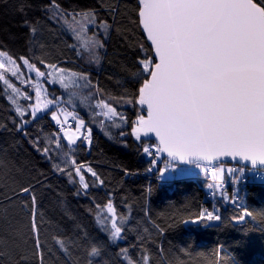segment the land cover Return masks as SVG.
Segmentation results:
<instances>
[{
    "label": "snow or ice",
    "instance_id": "6c2138e0",
    "mask_svg": "<svg viewBox=\"0 0 264 264\" xmlns=\"http://www.w3.org/2000/svg\"><path fill=\"white\" fill-rule=\"evenodd\" d=\"M0 5L9 7L5 0ZM30 8L40 15L29 16ZM16 10L22 14V35L9 33L0 41V81L11 89L15 109L0 131L19 137L47 171L21 161L7 141L0 144V264H108L109 249L119 247L117 241L130 232L126 221L131 222L127 215L118 218L114 193L105 192L108 215L97 219L103 241L66 209L62 215L72 228L57 224L53 229L44 204L45 194L53 190L49 173L65 179L77 198L104 188L102 175L85 161L97 124L109 140L124 147L130 140L135 143L138 152L151 158L145 172H158L157 180L180 182L192 168L211 174L212 182H204L209 206L161 223L145 213L159 235L189 224L227 230L252 223L255 228L258 218L264 233V210L253 214L243 197L238 200L239 190L225 192L224 183L225 171L233 186L246 171L264 179V0H93L83 5L40 0L22 2ZM85 31L94 36L86 62L76 43ZM113 34L123 46L119 60L108 55ZM56 41L73 59L65 58L63 49L53 54ZM10 43L20 44L21 50L14 51ZM102 60L113 65L108 78L119 89L115 94L98 79L93 82V65L102 68ZM124 107L132 114L121 111ZM99 117L110 123L105 126ZM227 158L237 167L225 170ZM130 174L124 169V175ZM151 193L149 185L145 195ZM229 201L233 213L226 216ZM95 207H101L99 201ZM246 240L242 230L231 251L239 252ZM120 254L119 264H153L143 253L134 261L128 248L121 247ZM229 264L245 262L233 257Z\"/></svg>",
    "mask_w": 264,
    "mask_h": 264
},
{
    "label": "trees",
    "instance_id": "16d2710c",
    "mask_svg": "<svg viewBox=\"0 0 264 264\" xmlns=\"http://www.w3.org/2000/svg\"><path fill=\"white\" fill-rule=\"evenodd\" d=\"M5 2L9 7L4 8L0 5V41L7 40L9 33L22 35L20 32L22 14L16 9L22 2L39 4L40 0H5ZM62 2L72 5L78 2L83 5L91 4L93 0H62ZM26 12L29 16L38 17L40 15L32 8L26 9ZM45 37L51 42V37H47V34ZM67 39L69 43H73L71 37H67ZM93 40L94 36L91 32H88L85 37L82 32L80 40L76 41L78 51L85 57L84 62L87 60ZM9 46L14 51L21 50V45L18 43H10ZM53 47L55 49L53 54L60 55L63 45L56 41ZM63 52L65 58L73 59L67 49H63ZM108 55L111 60H119L123 55V46L118 34H113ZM101 64L102 68L93 65V82L98 79L100 85L108 92L117 93L119 89L115 86V81L108 78L113 65L104 60L101 61ZM6 76L12 83L20 87L23 86L15 78H11L10 74H6ZM57 94H59V88H57ZM82 94L86 95L87 93L83 91ZM121 111L128 115L132 114L130 107H124ZM13 113V105L6 95L2 81H0V125L10 122L13 119ZM132 118L134 119V116ZM98 119L103 120V117ZM104 123L107 126L110 122L105 121ZM94 137L91 154L85 153V161L91 162L102 175L106 181L104 188L91 191L87 198L83 196L77 198L72 186L65 179H58L49 173L53 190L45 194L44 204L48 210L46 220L50 218L53 229L57 224L62 229L72 228L71 223L62 215L66 209L71 216L78 218L81 225L93 237L103 241L105 235L101 230L102 225L98 226L97 219L105 209L103 206L107 199L105 192L110 191L114 193L118 218L121 215H127L131 222H126L130 232L125 235L124 239L117 241L119 247L109 249L108 255L105 257L108 264H119V259L124 258L120 254L121 247L130 249L134 261L139 260L143 253L150 256L153 264H221V262L229 264L233 257L241 259L245 264H264V233L259 227L261 223L259 218L254 222L257 225L255 228L252 223H241L235 227H229L227 230H223L221 226L203 228L189 224L169 230L162 236L159 235L152 229L151 222L145 213H149L151 221L157 223L167 221L170 217L188 218V209L195 212L200 206H209L208 201L211 200V197L205 187V180L197 177L183 179L177 183L157 180L158 172H145L148 160L151 158L138 152L136 144L131 140L128 147L117 144L104 135L99 124L94 129ZM5 141L13 146L14 151L20 153L21 161H31L30 167L47 171L44 162L27 144L20 141L19 137L13 139L12 136L0 131V144ZM146 142L154 143V141ZM17 144L19 148L15 147ZM124 169L132 174L124 175ZM88 179L91 182V178L88 177ZM149 185L152 187V193L150 196H146L145 191ZM236 189L239 190L238 200L239 197H243L246 206L253 214L264 210V184L228 185L225 192ZM57 195L62 197L59 202L56 199ZM219 195V191H217V196ZM96 201L100 202L99 209L95 207ZM232 213L233 207L229 201L224 214L231 216ZM246 220L251 221V217H246ZM216 224L218 225L219 222ZM145 228H148L149 231L145 232ZM249 229L251 231H248ZM242 230L247 232L246 244L239 252H233L230 249L231 242L240 237ZM141 240L144 242L141 243ZM221 245H223V251H221ZM79 258L75 257V259ZM60 264H64L63 260L60 261Z\"/></svg>",
    "mask_w": 264,
    "mask_h": 264
},
{
    "label": "rangeland",
    "instance_id": "374dc122",
    "mask_svg": "<svg viewBox=\"0 0 264 264\" xmlns=\"http://www.w3.org/2000/svg\"><path fill=\"white\" fill-rule=\"evenodd\" d=\"M87 34H88V32H83V36H84V37L87 36ZM5 74H10V73H5ZM6 77H7V76H6ZM10 82H11V80H10ZM11 83H12V82H11ZM2 84H3V82H2ZM13 84H14V86L20 87V86L16 85L15 83H13ZM3 87H4V90H5L6 94L8 95V99H9V96L11 95V89L7 88V86H5L4 84H3ZM24 87H25V86L23 85V86H21L20 88L23 90ZM16 100H17V103H22L24 106H27V103H28V102H24V101H22L20 97H16ZM9 101H10V99H9ZM32 102L34 103V96H33V100H32ZM10 103H11V101H10ZM11 104H12V103H11ZM12 105H13V104H12ZM13 108L15 109V105H13ZM103 120H104V118H103ZM105 121H106V120H105ZM159 167H161V168L164 167L163 159H161L160 164H159ZM223 167H224L225 170H226L228 167H233V168H235V167H237V165H236V164H231V163H225V164L223 165ZM168 175H169V173H165V177H167ZM194 177H197V178H203V177H204V178H211V174L209 173L207 176H205V174H204L202 171H200V170H198V169H195V168H192L190 174H188L184 179H187V178H194ZM227 178H233V177L225 171L224 181H225ZM163 181H166V180H163ZM219 194H220V192H219ZM107 215H108V214H107V210H106V208H105V209L100 213L99 218H106ZM126 222H127V221H126ZM109 226H110V222H109Z\"/></svg>",
    "mask_w": 264,
    "mask_h": 264
},
{
    "label": "built area",
    "instance_id": "2783aa9c",
    "mask_svg": "<svg viewBox=\"0 0 264 264\" xmlns=\"http://www.w3.org/2000/svg\"><path fill=\"white\" fill-rule=\"evenodd\" d=\"M203 180H207L209 182H212L210 178H202ZM232 180L233 179H228L225 180V188L228 185H233L232 184ZM252 183H261L264 184V179L261 178V175L257 172L254 171H246L245 175L240 179L239 183L237 185H248V184H252ZM219 190V189H218ZM209 196L211 197V195L209 194Z\"/></svg>",
    "mask_w": 264,
    "mask_h": 264
},
{
    "label": "water",
    "instance_id": "95a60500",
    "mask_svg": "<svg viewBox=\"0 0 264 264\" xmlns=\"http://www.w3.org/2000/svg\"><path fill=\"white\" fill-rule=\"evenodd\" d=\"M154 141V140H153ZM155 142V141H154ZM228 159V161L229 162H227V163H231V164H236V162L235 161H231V158H227Z\"/></svg>",
    "mask_w": 264,
    "mask_h": 264
}]
</instances>
